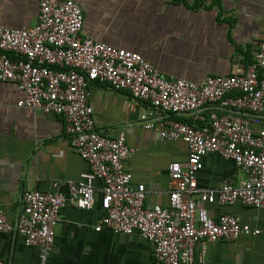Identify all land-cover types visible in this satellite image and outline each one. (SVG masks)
I'll list each match as a JSON object with an SVG mask.
<instances>
[{"label":"built area","instance_id":"2783aa9c","mask_svg":"<svg viewBox=\"0 0 264 264\" xmlns=\"http://www.w3.org/2000/svg\"><path fill=\"white\" fill-rule=\"evenodd\" d=\"M37 7L33 27H0V82L12 83L22 93L17 108L63 117L70 145L88 164V171L77 180H67L65 193L22 191L13 222L0 208V232L21 236L37 250V264H48L62 209L69 203L91 210L98 182L103 216L94 231L137 233L152 245L154 264H204L194 261L196 245L258 235L259 230L232 215L211 217L205 205L237 202L264 208V125L255 132L251 118L227 112L264 113V40L243 74L208 76L194 83L163 77L142 55L85 37L83 12L73 0H37ZM94 84L129 92L148 105V119L156 113L191 115V124L173 119L157 126L149 120L143 124L160 140L180 141L187 147L185 163L168 165L166 207L144 206V186L133 185L131 173L124 169L133 153L125 138L97 132L88 102ZM215 106L220 110L200 112ZM211 153L233 162L245 179L216 191L199 188L196 173L202 158Z\"/></svg>","mask_w":264,"mask_h":264},{"label":"crops","instance_id":"0c3cea01","mask_svg":"<svg viewBox=\"0 0 264 264\" xmlns=\"http://www.w3.org/2000/svg\"><path fill=\"white\" fill-rule=\"evenodd\" d=\"M83 12L82 34L96 42L136 52L166 78L200 83L208 76L243 74L264 40V0H73ZM37 0H0V27L28 29L37 22ZM23 97L14 84L0 82V208L13 222L21 208L24 190L65 193L64 183L88 171L70 145L61 115L43 114L16 107ZM97 132L109 138L123 136L133 148L124 162L132 184L144 186L146 208L168 205V165L185 163L183 142L160 140L145 130L167 119L191 124V115L156 113L148 119V105L127 91L94 84L88 99ZM220 110L205 107L201 113ZM253 120L260 131L264 113L227 109ZM244 173L233 162L211 153L201 160L196 173L201 189L216 191L224 184L237 185ZM57 184V187H54ZM96 201L89 210L67 203L54 226V243L48 264H154L152 245L137 233L95 232L103 216L101 186L95 182ZM213 218L229 214L242 225L260 231L241 235L233 242L198 244L194 261L204 264H264V208L234 203L205 205ZM1 264H37V250L19 235L0 232Z\"/></svg>","mask_w":264,"mask_h":264}]
</instances>
